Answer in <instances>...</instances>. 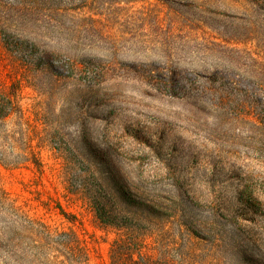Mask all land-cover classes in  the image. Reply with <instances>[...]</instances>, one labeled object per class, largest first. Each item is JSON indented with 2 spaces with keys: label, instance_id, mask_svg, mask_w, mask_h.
<instances>
[{
  "label": "rangeland",
  "instance_id": "1",
  "mask_svg": "<svg viewBox=\"0 0 264 264\" xmlns=\"http://www.w3.org/2000/svg\"><path fill=\"white\" fill-rule=\"evenodd\" d=\"M28 3L30 36L0 30V102L15 109L0 121V264H48L40 223L72 229L89 264H109L117 230L69 177L94 197L105 179L138 201L214 213L264 254L263 2Z\"/></svg>",
  "mask_w": 264,
  "mask_h": 264
},
{
  "label": "trees",
  "instance_id": "2",
  "mask_svg": "<svg viewBox=\"0 0 264 264\" xmlns=\"http://www.w3.org/2000/svg\"><path fill=\"white\" fill-rule=\"evenodd\" d=\"M261 1L264 4V0ZM33 6L26 4V0H0V30L30 36L31 31L24 29L21 19L32 14L29 8ZM14 110L11 98L4 96L0 102V121ZM27 158L24 160H29ZM31 158L40 169L41 163L34 153ZM69 180L70 177L65 178L67 191L75 194L82 206L93 210L102 224L117 230L108 249L109 264H264V254L257 248L252 249L256 244L247 235L249 232L244 233L238 224L219 220L214 213L210 220H205L190 209L171 208L165 202L138 201L126 195L119 182L105 179H100L99 186L108 196L94 197L88 193L85 183L70 186L73 183ZM40 224L46 233L41 245L46 263H90L86 245L72 229L50 231L48 226Z\"/></svg>",
  "mask_w": 264,
  "mask_h": 264
}]
</instances>
